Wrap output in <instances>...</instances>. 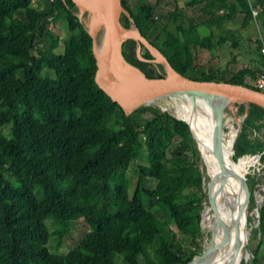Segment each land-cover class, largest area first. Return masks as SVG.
Segmentation results:
<instances>
[{"label":"trees","instance_id":"16d2710c","mask_svg":"<svg viewBox=\"0 0 264 264\" xmlns=\"http://www.w3.org/2000/svg\"><path fill=\"white\" fill-rule=\"evenodd\" d=\"M162 1L143 0L136 20L129 1L121 0L119 21L126 28L133 24L186 76L198 47L215 49L226 40L211 29L199 34L201 24L222 26L241 14L247 25L251 4L259 8L264 25V0H186L189 13L176 0L162 12ZM213 8L222 12L216 14ZM59 18L67 30L62 38L48 25ZM256 41L255 64L227 77L221 75L224 68L209 67L192 78L257 88L245 81L253 80L261 68ZM139 44L128 37L121 48L137 57ZM237 44L232 36L231 46ZM60 45L62 51L57 50ZM91 46L73 0H47L39 8L31 0H0V126L8 124L7 132H0V264H189L198 252L186 240L203 235L204 192L195 137L187 122L154 103L126 116L94 81ZM152 59L147 52L139 68L148 77L164 75V63ZM235 107L243 118L232 158L249 154L244 156L249 160L259 154L263 161L264 139L250 133L264 125V108L250 101ZM142 144L146 162L136 163L131 181L125 173ZM252 187L249 179L248 206L253 205ZM155 209L167 212L171 222ZM77 218L89 229L67 253H51L48 239L61 245ZM255 235L264 239V197L249 243Z\"/></svg>","mask_w":264,"mask_h":264},{"label":"rangeland","instance_id":"374dc122","mask_svg":"<svg viewBox=\"0 0 264 264\" xmlns=\"http://www.w3.org/2000/svg\"><path fill=\"white\" fill-rule=\"evenodd\" d=\"M46 1L47 0H31V5L37 8L41 6L44 7ZM128 1L132 8V13H133L134 18L136 20H140V5L142 4L143 0H128ZM146 1L150 3L153 2V0H146ZM185 1L186 0H176V3L184 11L189 13L190 7L185 6ZM167 9H172V0H163L161 2V11L164 12ZM213 11L216 14L222 12L221 10H216L215 8H213ZM77 14L81 22L89 30L90 19L93 15V11L86 10V9H84L83 11H80L77 7ZM160 18L161 16H158L157 19L160 20ZM222 23H223L222 27L216 22L210 23V24H201L198 27L199 34L201 35H205L210 29H212L218 35L224 36L226 40L221 47H217L215 49L209 50L204 47H198L194 53L193 66L187 70V75L191 77H199L202 70H208L209 67H213V68L219 67L221 69L222 68L225 69V72H223L221 75L227 77L230 71H234L237 68L256 63V59H257L256 38H258L259 35L264 34V25L262 24L261 17H259L257 14L256 16L250 19L247 25H243L242 15L237 14L233 19L229 21H224ZM48 25L58 37L62 38L67 35L66 25H65V21L63 18H59L54 23L50 21ZM121 27L126 33L130 35H136L137 37H139L138 30L133 24H131L127 28L123 26ZM103 34H104V28H103V23L101 21L98 24V31H97V36L99 40H103ZM232 36H235L237 38V41H238L237 46H234V47L231 46ZM139 42L140 44L136 48V54L139 58L143 59L145 54L148 52L153 57H155L154 59L155 61L163 62L159 51H157L154 48V46L144 42L143 40H141L140 37H139ZM57 50L62 51V46L60 45L57 48ZM130 67L133 69L131 71L138 72L137 69H135L134 67L132 66ZM164 72L165 74L170 73L169 68L166 67L165 65H164ZM49 73L51 74V72ZM245 81L249 83L253 82V80H251L249 77H245ZM154 104L156 106L158 105L160 109L166 110L176 116V113L173 108L168 107L159 102H156ZM223 108H224V104H223L222 109ZM242 118H243V114L237 113L236 107L234 105L233 110L230 114L231 127L229 126L225 128V138L230 137V132H231L230 130H232V132H234V135H233V140H234L235 136L240 130ZM7 127H8V124L0 126V132L6 133ZM250 135H255L260 139H264V125H256V130L252 131ZM195 138L197 142H195V140L194 141L192 140V143L194 146H197L198 151H199L197 152L196 150V155H197L196 164L202 175V187H203V192H204V197H203V202H202L203 203L202 208H203L204 204L208 203L207 195H206L207 189H205V186H207V181L210 177L207 171L204 170V167H202L203 166L202 157H201V153L198 147L199 138L196 133H195ZM230 152H231V156H233L232 145L230 146ZM199 153H200L201 158H199V155H198ZM254 155H256L257 157L255 158L251 157V159L249 160L244 158V156H249V154H244L236 158V160L238 162L240 160V163L242 164V171L240 169L239 174L243 176L244 171H245V177H246L248 184H249V179L253 181V187H252L253 205L248 206L247 204L246 209H245V212H246L245 237L246 238H245L244 247L247 252V256L246 257L244 256L245 257L244 261H246L247 264H264V239H262L260 235H255L254 238L250 241V243L247 240V237L250 234L251 228L254 227L256 224L257 207L261 204L263 197H264V160L261 161L259 159V154H254ZM242 159L246 163H251L254 160H258V161L256 162L257 164L255 163V164L249 165L246 167V170H244V167H243L244 164L242 162ZM215 160L217 162V158H215ZM145 162H146V150L142 144L138 148L137 154L134 156L133 160L130 162V165L128 169L126 170L125 175L132 181L135 175L134 167L136 163H145ZM217 169H218L217 164H215V171H217ZM203 175L205 176L204 181H203ZM152 183L154 182L152 181ZM249 192H250V188L248 189V195H249ZM154 212L161 218L166 219L169 222H171L167 212L163 210H158V209H155ZM46 223L48 225L47 219H46ZM200 226H201V222H200ZM49 228H51V225H49ZM88 229H89V226L81 218H77L73 220L72 222H70L69 233L63 237V242L61 245L56 246L54 243V240L52 239V237H50L46 243V246L51 253L65 254L68 252V250L71 247H73L78 242L80 237ZM201 230L203 231L202 236L196 237L194 239L186 240V243H185L190 248H195L196 253L201 252V248L205 241V231L203 230L202 227H201ZM177 235L178 237H180L179 233H177ZM253 257L256 258L255 263H252Z\"/></svg>","mask_w":264,"mask_h":264},{"label":"bare ground","instance_id":"6f19581e","mask_svg":"<svg viewBox=\"0 0 264 264\" xmlns=\"http://www.w3.org/2000/svg\"><path fill=\"white\" fill-rule=\"evenodd\" d=\"M98 2L99 0H79L78 7L80 11H83L86 5L90 6ZM100 22V16L93 11L89 30L94 35V53L97 58H100L103 53V40H99L97 36ZM126 63L138 71L137 66L125 59L122 51H117L106 74L111 86L123 96L128 93L134 83L139 81L140 74L139 71H131ZM227 95L225 91L214 89L181 90L154 100L155 103L159 102L168 107L175 106L182 112L181 115L176 114V116L187 120L193 138L195 133L197 134L199 138L198 147L203 163L202 167H204L210 177L207 181V186H205L208 203L204 204L200 222L201 227L205 231V241L211 239V242L207 247L205 258L201 260V253H197L189 264H194L197 259L196 264H232L238 253L243 254L245 257L247 256L244 247L246 238L245 210H242L241 216L238 217L234 225H229L232 215L239 204L238 195L244 197L247 193L245 178L239 174L240 169L242 171V164L240 160L238 162L233 159L230 152L234 135L232 130H230V137L225 138V148L234 165L233 181L220 179L219 173H217L218 169L215 171V164H217L215 158L218 156L217 151L219 149L217 126ZM223 122L226 127H231L230 116L227 121L223 119ZM191 126L194 128V135ZM194 139L196 140V138ZM257 161L246 163L242 159L244 170H246L247 166L255 164ZM203 178H205L204 175ZM228 225L229 233L222 249L223 232Z\"/></svg>","mask_w":264,"mask_h":264},{"label":"water","instance_id":"95a60500","mask_svg":"<svg viewBox=\"0 0 264 264\" xmlns=\"http://www.w3.org/2000/svg\"><path fill=\"white\" fill-rule=\"evenodd\" d=\"M121 0H99L98 3H93L90 6L86 5L84 9L95 11L101 18L104 28L103 34V53L100 58L94 53V35L87 31L91 37L92 42V54L95 57V71H94V81L101 88L111 100L118 103L122 108L126 116H131L134 111L140 105L155 103L154 100L166 96L169 93L178 92L181 90H222L227 92V100L224 104V108L221 110L220 119L217 126V140L219 149L217 151V167L219 178L222 180L233 181L234 174V165L233 162L225 148V124L224 120H228L234 105L239 101H250L256 103L264 108V91L259 88L251 87L247 84L242 83H233L224 80H215V79H196L186 75H183L175 71L170 64L167 62L166 58L160 52L162 61L166 67L171 70V73H166L160 77H148L145 75V72L139 68V58L134 57L121 48V42L127 39L128 37H133L139 40V37L144 42L150 44L143 36L138 32L139 37L136 35H130L126 33L120 24L119 18L122 11ZM76 7H78L79 0H73ZM79 9V7H78ZM79 17V16H78ZM155 48V47H154ZM157 50V48H155ZM117 51H123L132 57L137 65L139 71V81L134 83L130 88L127 94L124 96L121 93H118L109 83L106 74L109 71L113 58ZM158 51V50H157ZM155 57H153V61ZM179 118V117H178ZM182 119V118H180ZM185 122L187 120L182 119ZM188 128L191 134V128L189 123ZM233 142V140H232ZM232 145V143H231ZM247 193L244 197L238 195L239 204L236 208V211L233 213L231 222L229 225H234L238 217L241 216L242 210L246 209L248 204V189L249 184L245 177ZM229 225L223 232L222 238V249L225 240L227 239L229 233ZM246 231V230H245ZM211 242V239L205 241L201 248V260L206 256V250ZM241 260H245L243 254L238 253L232 264H239ZM187 262V261H186ZM187 264V263H186ZM224 264V263H222Z\"/></svg>","mask_w":264,"mask_h":264},{"label":"built area","instance_id":"2783aa9c","mask_svg":"<svg viewBox=\"0 0 264 264\" xmlns=\"http://www.w3.org/2000/svg\"><path fill=\"white\" fill-rule=\"evenodd\" d=\"M249 6H250L252 17L256 16L258 14L259 8L252 6L251 4ZM258 40H259V44H258L259 52L261 56V68H260V71L255 76V78L253 79V83L257 88L264 91V38L261 35H259Z\"/></svg>","mask_w":264,"mask_h":264},{"label":"crops","instance_id":"0c3cea01","mask_svg":"<svg viewBox=\"0 0 264 264\" xmlns=\"http://www.w3.org/2000/svg\"><path fill=\"white\" fill-rule=\"evenodd\" d=\"M222 27V26H221ZM212 30V29H211ZM213 31V30H212ZM214 32V31H213ZM215 33V32H214ZM217 34V33H216Z\"/></svg>","mask_w":264,"mask_h":264}]
</instances>
